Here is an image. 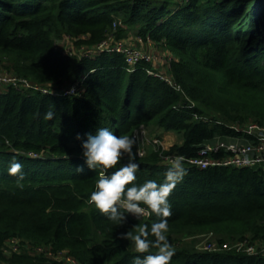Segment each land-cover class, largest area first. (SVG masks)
I'll return each mask as SVG.
<instances>
[{"label":"trees","instance_id":"trees-1","mask_svg":"<svg viewBox=\"0 0 264 264\" xmlns=\"http://www.w3.org/2000/svg\"><path fill=\"white\" fill-rule=\"evenodd\" d=\"M120 16L172 55L169 73L180 89L148 74L150 63L128 71L122 54L77 57L57 43L67 36L95 45ZM0 69L55 89L79 82L71 95L0 88V264H71L25 244L68 250L79 264H133L146 253L120 234L160 218L137 222L126 213L117 224L90 201L101 169L87 167L77 134L86 139L108 127L131 136L143 124L157 136L179 133L170 151L192 156L214 135H240L232 125L264 124V0H0ZM53 105L56 116L44 119ZM135 158L136 183L163 182L170 165L158 152ZM14 160L24 165L22 180L8 171ZM184 166L187 175L168 197L176 249L169 264H264L261 255L199 251L187 242L202 233L220 242L264 240V167ZM12 238L25 248L6 253Z\"/></svg>","mask_w":264,"mask_h":264},{"label":"clouds","instance_id":"clouds-1","mask_svg":"<svg viewBox=\"0 0 264 264\" xmlns=\"http://www.w3.org/2000/svg\"><path fill=\"white\" fill-rule=\"evenodd\" d=\"M55 116L56 110L53 105L45 112L44 119L52 120ZM85 135L86 139H82L80 134L76 137L81 140L85 163L91 170L101 169L90 201L102 213H105L109 220L117 224L126 222L128 218L126 213L137 219L146 212L154 213L160 219L151 223L150 227L145 224L131 236L135 242L136 251L146 253L143 256H136L133 264H169L176 249L168 234L166 218L172 215V204L168 197L187 175L183 157L178 156L172 160L164 174L163 182L146 180L139 184L135 181L140 164L135 158V140L132 136L117 135L108 127L97 128L95 133L89 132ZM125 156H127V162L122 163ZM23 167L20 161L14 160L8 171L14 175L19 174L18 180H22ZM109 169L113 171L109 172ZM77 170L82 172L84 169L81 167ZM120 235L128 238L129 233L125 232ZM150 235L155 239H149ZM152 248L156 251H150Z\"/></svg>","mask_w":264,"mask_h":264},{"label":"built area","instance_id":"built-area-1","mask_svg":"<svg viewBox=\"0 0 264 264\" xmlns=\"http://www.w3.org/2000/svg\"><path fill=\"white\" fill-rule=\"evenodd\" d=\"M123 22L121 18H117L112 22V29L106 33L104 39L95 45H81L77 54L69 51L66 48L65 52L77 57H94L102 52H115L122 54L127 64V70L133 71L136 65L140 62H147L152 64V68L146 71L148 74L156 76L176 89L180 86L173 80L169 73V62L171 57L161 56L157 52H148L141 48H135L124 42L121 37L116 34L117 28L122 27ZM66 38V37H65ZM136 40L140 43L146 41L147 43L153 42L147 35L144 40L138 36ZM164 59L167 68L158 69L153 64L158 59ZM12 85L17 89L35 90L42 93H52L54 95H71L79 89V82H73L68 87L55 89L54 87L42 86L33 83L25 78L18 77L0 69V86ZM232 127L240 132L238 136H224L215 135L210 139L205 140L198 146L196 152L192 156H184L177 153H172L170 147L166 145L161 136H154L150 134L149 130L140 124L132 133L135 140V152L138 157L146 155L148 148H152L154 152H158L160 163L164 165H171L173 159L178 156L183 157V162L195 166L200 169L209 167L225 166V167H250L259 168L264 167V127L257 123L249 122L243 125H232ZM244 140V142H241ZM37 156L35 154H31ZM9 249H4L6 253L16 251L18 245H13ZM32 252H40L45 255L52 254L51 250L41 245L32 246L24 245ZM201 250L217 251V250H235L249 255L264 256V240L251 242L248 239L235 240L230 242H220L217 239H209L202 246L198 247ZM59 254V253H58ZM55 254L54 257H57ZM67 262L71 264H78L75 259L67 258Z\"/></svg>","mask_w":264,"mask_h":264},{"label":"rangeland","instance_id":"rangeland-1","mask_svg":"<svg viewBox=\"0 0 264 264\" xmlns=\"http://www.w3.org/2000/svg\"><path fill=\"white\" fill-rule=\"evenodd\" d=\"M121 18V16H120ZM122 28L124 29L123 32L121 33L120 37L124 40L125 43H127L128 45H131L132 47H135V48H141L145 51H148V52H157L158 54L161 53L160 51H162L163 48H161L160 46H158L156 43H148L146 41L143 42L146 43L144 45H142V43L140 42H136L137 40H135V37L137 38L139 35H138V28L139 26L138 25H134V26H126L123 24ZM66 38L65 39H60L58 40V45L59 47L61 48V50L63 49L64 51L66 50V48H70L69 51L77 54L78 50L80 49L79 47L81 46L80 44L79 45H76L75 44V41L76 40H73V39H70L69 37L65 36ZM82 45H86V44H82ZM151 49V51H150ZM166 51H162V54H165ZM160 55V54H159ZM167 57H171L172 58V55L167 52ZM151 64V63H150ZM155 67H158V65H156ZM85 77V73L82 74V79H84ZM48 87H56L54 86L52 83H47L46 84ZM7 86H0V88L2 90H4V88H6ZM249 122H252V123H257L258 125H261L264 127V124H261V123H258L256 122L255 120H248L246 121V123L244 124H247ZM150 134L156 136L158 133H159V130H154L153 128H149L148 129ZM161 137L163 135V133L160 132L159 134ZM167 140H166V145H168L169 147H171L172 145L174 144H179V140L181 139V136L179 133L177 132H174V133H166V135H163ZM215 136V135H214ZM154 152V150L152 148H148L147 152H146V155L147 154H150ZM145 156V155H144ZM138 157V156H137ZM148 216H149V213L146 212L141 218L137 219V218H134L132 215H130V217L132 219H134L135 221L137 222H142V221H145L146 219H148ZM132 232H130V235L128 236V245L129 247H135V242L131 239V236L136 234L139 229H136L133 228L131 230ZM174 236V235H173ZM215 239L214 238V235H212L211 233H202V234H197V235H191L189 237H187V242H190L191 244H194V248L199 250V251H206V250H201L199 249L198 247L201 245H203L205 242H207V240L209 239ZM10 241H8V244L6 246H4L5 248L4 249H9L10 247H14L13 245H18L19 247L17 248L16 251L14 252H20L23 248H25L23 245H21V242L19 240V238H12V239H9ZM176 242V241H175ZM224 242H230L232 243L233 241L231 240H226ZM233 250V249H232ZM46 251H50V249H47ZM58 254V253H56ZM55 254H48L47 256L49 257H54ZM54 258H57V259H63V260H66L67 258H73V256H71L68 252V250H64L63 252H60L57 257H54ZM69 263V262H68ZM78 263V262H77ZM79 264V263H78Z\"/></svg>","mask_w":264,"mask_h":264},{"label":"crops","instance_id":"crops-1","mask_svg":"<svg viewBox=\"0 0 264 264\" xmlns=\"http://www.w3.org/2000/svg\"><path fill=\"white\" fill-rule=\"evenodd\" d=\"M135 40H136V37H135ZM136 42H138V41H136ZM144 44H146V43H144ZM143 43H142V45H144ZM148 44V43H147ZM150 51H151V49H150ZM162 51H166L165 49H162ZM162 51H160L161 53H159L161 56H167V52L168 51H166V53L165 54H162ZM156 65H158V69H162V68H167V64H165V62H164V59L162 60V58L161 59H158V61L156 62V63H154L153 64V66L155 67ZM166 133H168V134H170V133H174V131H172V130H167V131H165V132H163V135H166ZM162 135V139H163V141L166 143V138L164 137ZM179 142V144L182 142V138L178 141ZM241 142H244V140H242Z\"/></svg>","mask_w":264,"mask_h":264}]
</instances>
